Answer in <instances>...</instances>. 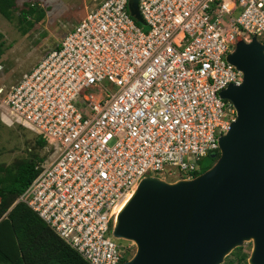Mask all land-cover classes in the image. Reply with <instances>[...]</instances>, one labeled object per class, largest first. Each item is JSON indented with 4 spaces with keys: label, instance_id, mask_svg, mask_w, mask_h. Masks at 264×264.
Masks as SVG:
<instances>
[{
    "label": "built area",
    "instance_id": "obj_1",
    "mask_svg": "<svg viewBox=\"0 0 264 264\" xmlns=\"http://www.w3.org/2000/svg\"><path fill=\"white\" fill-rule=\"evenodd\" d=\"M138 8L142 23L128 0H99L1 103L49 153L16 202L89 264L123 261L110 233L114 208L143 177L192 178L219 151L236 117L220 92L243 76L227 56L238 41L264 36V0Z\"/></svg>",
    "mask_w": 264,
    "mask_h": 264
},
{
    "label": "water",
    "instance_id": "obj_2",
    "mask_svg": "<svg viewBox=\"0 0 264 264\" xmlns=\"http://www.w3.org/2000/svg\"><path fill=\"white\" fill-rule=\"evenodd\" d=\"M138 1L128 9L142 23ZM227 60L243 76L220 92L236 117L218 138V159L192 178L140 180L113 222L112 236L136 247L120 264H220L249 239V264H264V44L240 40Z\"/></svg>",
    "mask_w": 264,
    "mask_h": 264
},
{
    "label": "rangeland",
    "instance_id": "obj_3",
    "mask_svg": "<svg viewBox=\"0 0 264 264\" xmlns=\"http://www.w3.org/2000/svg\"><path fill=\"white\" fill-rule=\"evenodd\" d=\"M98 1L16 0L12 20H7L0 14V162L11 165L15 159L19 160V158L28 160L43 157L48 159L49 153L36 142L39 138L38 135L28 124L8 114L1 103L10 86L30 70L38 58L56 46L62 37L84 16L85 12L94 8ZM26 2L37 3L44 10L45 15L29 31L22 33L17 25V16ZM30 19L32 20L33 17ZM140 26L146 30V26L143 24ZM207 161L208 159H204L205 163ZM177 175L163 174L161 179L175 182ZM181 176H186V173H182ZM110 233L112 234L111 230ZM116 241L121 245L125 258L128 259L134 255L133 242L123 239H116ZM127 245H130L129 250L126 248ZM253 246L252 239L244 240L240 246L241 252L247 253L249 250L250 257ZM232 255V251L227 253L220 264H228L227 260L231 259Z\"/></svg>",
    "mask_w": 264,
    "mask_h": 264
},
{
    "label": "trees",
    "instance_id": "obj_4",
    "mask_svg": "<svg viewBox=\"0 0 264 264\" xmlns=\"http://www.w3.org/2000/svg\"><path fill=\"white\" fill-rule=\"evenodd\" d=\"M15 8L16 0H0V14L7 20L13 19ZM44 15L37 3L26 2L17 16L18 28L26 33ZM261 41L264 44V36ZM36 142L43 148L46 145L40 137ZM218 155L219 151L203 157L193 175L211 167ZM42 160L43 157L19 158L11 165L0 162V264H89L27 205L16 202L37 174L35 165ZM232 252L240 255L241 247Z\"/></svg>",
    "mask_w": 264,
    "mask_h": 264
},
{
    "label": "bare ground",
    "instance_id": "obj_5",
    "mask_svg": "<svg viewBox=\"0 0 264 264\" xmlns=\"http://www.w3.org/2000/svg\"><path fill=\"white\" fill-rule=\"evenodd\" d=\"M136 189H137V186L132 191H130L126 196H124V198L114 208V211L116 213V217L125 208V206L128 203V201L132 198V196L136 192ZM131 242H133L132 244L135 245V242L134 241L131 240ZM135 251H136V247H135Z\"/></svg>",
    "mask_w": 264,
    "mask_h": 264
},
{
    "label": "flooded vegetation",
    "instance_id": "obj_6",
    "mask_svg": "<svg viewBox=\"0 0 264 264\" xmlns=\"http://www.w3.org/2000/svg\"><path fill=\"white\" fill-rule=\"evenodd\" d=\"M232 257L231 259L227 260L228 264H249L248 259H249V250L246 252H241L240 255H237L232 252ZM234 258V259H233Z\"/></svg>",
    "mask_w": 264,
    "mask_h": 264
},
{
    "label": "crops",
    "instance_id": "obj_7",
    "mask_svg": "<svg viewBox=\"0 0 264 264\" xmlns=\"http://www.w3.org/2000/svg\"><path fill=\"white\" fill-rule=\"evenodd\" d=\"M38 60H40V58L37 59V61L35 62V64L38 62ZM35 64H34V65H35ZM34 65H33V66H34ZM33 66H32V67H33ZM32 67H31V68H32Z\"/></svg>",
    "mask_w": 264,
    "mask_h": 264
},
{
    "label": "clouds",
    "instance_id": "obj_8",
    "mask_svg": "<svg viewBox=\"0 0 264 264\" xmlns=\"http://www.w3.org/2000/svg\"><path fill=\"white\" fill-rule=\"evenodd\" d=\"M46 53H47V52H46ZM43 56H44V55H43ZM43 56H42V57H43ZM42 57H41V58H42ZM41 58H40V59H41ZM38 61H39V60H38ZM30 69H31V68H30ZM28 71H29V70H28ZM0 91H1V89H0Z\"/></svg>",
    "mask_w": 264,
    "mask_h": 264
}]
</instances>
